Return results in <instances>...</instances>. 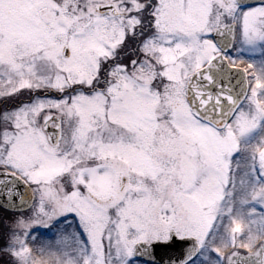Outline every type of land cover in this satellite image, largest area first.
<instances>
[{"label":"snow or ice","instance_id":"6c2138e0","mask_svg":"<svg viewBox=\"0 0 264 264\" xmlns=\"http://www.w3.org/2000/svg\"><path fill=\"white\" fill-rule=\"evenodd\" d=\"M257 47L264 2L0 0V264H264Z\"/></svg>","mask_w":264,"mask_h":264},{"label":"rangeland","instance_id":"374dc122","mask_svg":"<svg viewBox=\"0 0 264 264\" xmlns=\"http://www.w3.org/2000/svg\"><path fill=\"white\" fill-rule=\"evenodd\" d=\"M240 59L244 61V64H241L240 67H245L248 63H252L254 66H258L261 63H264V50L260 47H257L254 51H249L247 48L244 52L240 53ZM30 214V213H28ZM6 222V216L4 212L0 211V234L3 232V226ZM36 238L38 241L44 243H54L56 239H58V233L53 228L44 229L41 228L37 233ZM242 252L245 250L241 249Z\"/></svg>","mask_w":264,"mask_h":264},{"label":"water","instance_id":"95a60500","mask_svg":"<svg viewBox=\"0 0 264 264\" xmlns=\"http://www.w3.org/2000/svg\"><path fill=\"white\" fill-rule=\"evenodd\" d=\"M262 2H264V0H248V3L252 4L253 6L259 5ZM23 190H24V188H23V186H21V191H23ZM169 254L172 255L173 253H169ZM138 260L145 263L146 258L141 257V258H138Z\"/></svg>","mask_w":264,"mask_h":264},{"label":"trees","instance_id":"16d2710c","mask_svg":"<svg viewBox=\"0 0 264 264\" xmlns=\"http://www.w3.org/2000/svg\"><path fill=\"white\" fill-rule=\"evenodd\" d=\"M1 212H3L2 210H0Z\"/></svg>","mask_w":264,"mask_h":264}]
</instances>
